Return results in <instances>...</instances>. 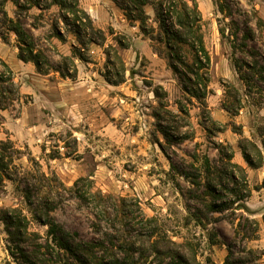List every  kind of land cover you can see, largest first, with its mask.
<instances>
[{
    "label": "rangeland",
    "instance_id": "obj_1",
    "mask_svg": "<svg viewBox=\"0 0 264 264\" xmlns=\"http://www.w3.org/2000/svg\"><path fill=\"white\" fill-rule=\"evenodd\" d=\"M195 1L210 58L204 106L183 93L162 45L142 35L137 24L127 22L118 0H78L105 40L103 45L87 46L82 53L85 62L75 61V80L38 74L31 63L18 59L13 35L6 42L0 40V60L9 67L14 83L13 100L0 111V140L8 139L20 150L13 164L22 177V183L0 185V208L20 210L28 232L36 234L21 248L44 244L46 239V228L34 219L22 198L20 187L27 184L34 201L51 193L46 208H51L50 217L65 231L77 233L86 242L131 238L136 241L134 248L146 251L147 243L141 246L143 239L135 225L116 234L112 226L94 218L90 205L81 204L68 191L76 181L86 179L78 183L82 191L88 189L89 180L91 191L110 197V204L124 205L129 211L138 204L141 213L155 218L157 227L172 241L187 243L201 264H223L226 257L235 264H264V0ZM5 10L13 16L11 4ZM144 12L155 36L158 23L153 7L145 6ZM26 15L23 23L52 63L59 56H70L72 45L83 51L62 24L58 26L64 41L54 37L56 8H34ZM95 40L101 42L99 36ZM106 51L123 77L118 85L110 83L119 78L110 65L106 67ZM234 61L251 67L241 70L247 83L240 80ZM156 86L166 93L169 115L153 94ZM178 104L185 112H179ZM160 127L169 135L168 141ZM242 138L261 150L257 169L242 158L238 147ZM218 145L225 154H232L229 162L220 158ZM204 158L212 172L239 166L249 190L247 198L233 208L209 213L198 199L204 198L203 187L195 189L180 176L185 172L202 181ZM233 172L242 185V173ZM223 182L232 187L229 180ZM128 244L116 240L110 246L122 258ZM10 246L0 222V264H19L10 255ZM56 261L53 257L52 263Z\"/></svg>",
    "mask_w": 264,
    "mask_h": 264
},
{
    "label": "trees",
    "instance_id": "obj_2",
    "mask_svg": "<svg viewBox=\"0 0 264 264\" xmlns=\"http://www.w3.org/2000/svg\"><path fill=\"white\" fill-rule=\"evenodd\" d=\"M8 3L14 7L12 17L5 10ZM147 5L153 7L158 23L155 36L153 35V29L148 28L146 25L148 17L144 12V7ZM118 6L124 13L128 23L137 24L142 35L148 37L150 41L162 45L167 65L179 82L183 93L204 106L208 93L210 58L204 46L202 17L196 1L118 0ZM53 7L57 10L55 23L52 26L54 37L59 41H64V36L58 26L62 24L65 31L71 34L75 42L83 49L81 51L77 46L72 45V54L70 56H59L55 64L47 58L42 49L36 46L31 31L23 23V20L28 17L26 13L30 10L36 8L43 11ZM219 11L221 12V10ZM28 26L35 29L33 25L28 24ZM219 33L223 37L224 33L221 29ZM10 35L15 37L18 50L17 56L20 61L31 63L40 75L54 73L62 79L69 80L76 79L75 61L85 62L82 53L87 46L90 44L103 45L105 40L102 32L93 27L91 19L79 6L78 0H0V40L6 42ZM96 36H99L100 43L96 42ZM244 38H246L245 35ZM115 41L119 47L127 48V45H124L121 41ZM105 55L107 57L106 67L110 65L116 71V77L119 78L116 82L107 81L113 85H118L123 81V77L117 72L116 63L110 62L108 51L105 52ZM114 58L118 62L120 61L115 53ZM118 64L123 72V66L120 62ZM234 68L240 74V80L247 83L246 78L241 76V70L243 68L250 69L251 67L241 61H234ZM13 88L11 71L0 60V111L5 110L13 100L11 98ZM153 94L160 101V108L165 111V114L169 115L170 112L165 110L167 103L163 88L156 86ZM237 104L240 108V99L237 100ZM178 110L179 112H185V109L179 104ZM224 110L227 113L232 111L228 106H224ZM154 117L160 120L158 114H154ZM160 133L165 141L170 139L164 128L160 127ZM236 133L241 136L240 131ZM238 147L244 162L250 168L257 169L260 167L262 153L258 146L242 138L238 143ZM262 148L264 150L263 145ZM216 150L220 158L224 156L226 161L231 160L232 154H225L221 145H218ZM20 154V150L15 148L13 142L8 139L5 141L0 140V185L4 181L12 183L19 181L22 183V177L19 176L17 167L13 164ZM31 162H33L32 159ZM203 166L204 177L202 181L199 176L192 178L185 172H180V176L195 189L203 187L204 191L201 195L204 198L199 197L198 199H201L209 213L233 208L247 198L249 190L244 180V172L239 166L231 164V171L224 168L212 172L207 158H204ZM233 169L242 173V185H239ZM42 176L45 178L44 175ZM223 179L229 180L232 187L224 185ZM84 180L86 179H79L72 188L68 189L69 192L73 193V197L83 205H90L94 218L98 222L102 221L112 226L116 234L121 233V231L124 232L130 225H135L137 236L142 237L139 239H143V241H140L141 246L143 247V244L147 243L146 251L134 248L136 241L131 240V238L118 237L108 241L91 242L81 240L77 233L65 231L50 217L51 208H46V200L51 193L48 191V197L44 196L42 200L34 201L29 186L25 184L20 187L22 198L30 207L34 219L46 228V239L44 244L33 243L32 248H21V245H26L28 238V240L32 237L35 238L36 234L28 232L27 219L20 210L0 208V222L4 226L8 242L11 245L8 250L10 249V255L19 264H201L196 261L192 250L187 249L189 248L187 243L172 241L166 232L157 227L155 218L145 217L141 213L138 204H135L134 211L127 210L124 205L110 204L108 203L110 197L104 196L98 191H91L92 182L89 180H87L88 189L82 191L78 187V183ZM215 183L220 187L219 190L216 188ZM241 191L245 192V196H240ZM116 240H127L129 242V248L122 258L114 255L110 246ZM53 257L56 258V263H52ZM223 264H235V262H229V257H226Z\"/></svg>",
    "mask_w": 264,
    "mask_h": 264
}]
</instances>
